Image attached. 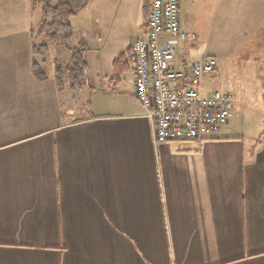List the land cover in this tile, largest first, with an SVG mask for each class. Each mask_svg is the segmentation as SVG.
Returning a JSON list of instances; mask_svg holds the SVG:
<instances>
[{
  "label": "crops",
  "instance_id": "1",
  "mask_svg": "<svg viewBox=\"0 0 264 264\" xmlns=\"http://www.w3.org/2000/svg\"><path fill=\"white\" fill-rule=\"evenodd\" d=\"M130 1L87 12L92 48L114 49L118 19L117 56L130 48L144 26ZM37 7L0 0V264H264V126L248 139L231 118L210 137L155 143L134 75L130 90L112 79L116 55L78 92L54 80L66 48L33 74Z\"/></svg>",
  "mask_w": 264,
  "mask_h": 264
},
{
  "label": "rangeland",
  "instance_id": "2",
  "mask_svg": "<svg viewBox=\"0 0 264 264\" xmlns=\"http://www.w3.org/2000/svg\"><path fill=\"white\" fill-rule=\"evenodd\" d=\"M105 1L107 4L102 6ZM125 1L103 0L101 3V0H92L82 13L80 12L84 22H88L84 25L86 28H79L75 24L79 20L75 18L80 13L70 19V25L73 27L72 44L77 41L85 44L86 59L91 65V72L86 75H92L94 72L97 76L100 75L97 73L98 58L110 65L114 55L122 52L129 35V30L118 19L116 26L110 29L112 33L110 32L111 40L108 46H113L114 49L109 50L111 52L107 54V51H101L97 47L92 48L90 45L93 38L90 36H95V25L87 12H93L101 6L106 7L103 11L113 7L114 10ZM179 1L181 28L196 36L194 41L187 42L185 56L194 60L211 55L217 59L216 71L208 76V87L231 93L234 111L230 124L247 135L248 139L257 137L264 126V66L260 67L259 73L262 82L257 83V62L261 60L264 65V0ZM129 3L132 15L142 23V0H131L128 5ZM37 9L41 16L40 7ZM121 77L122 86L126 85L127 90H130L133 78L132 60L129 69ZM86 110L87 106L81 105L74 113L80 116Z\"/></svg>",
  "mask_w": 264,
  "mask_h": 264
},
{
  "label": "built area",
  "instance_id": "3",
  "mask_svg": "<svg viewBox=\"0 0 264 264\" xmlns=\"http://www.w3.org/2000/svg\"><path fill=\"white\" fill-rule=\"evenodd\" d=\"M194 33L180 25L179 0H149L142 33L130 45L134 97L155 143L196 141L218 133L233 117V96L208 87L217 59L184 54Z\"/></svg>",
  "mask_w": 264,
  "mask_h": 264
},
{
  "label": "trees",
  "instance_id": "4",
  "mask_svg": "<svg viewBox=\"0 0 264 264\" xmlns=\"http://www.w3.org/2000/svg\"><path fill=\"white\" fill-rule=\"evenodd\" d=\"M31 5L40 7L41 20L38 26L31 31V69L39 78H45L41 68L52 48H66L69 58L66 63H56L54 80L59 90L69 89L78 92L82 89L85 75L88 70L85 44L79 42L76 47L70 48L73 38V29L70 19L76 17L92 0H29ZM149 11V0H143L141 13L145 21ZM130 49L120 54L112 63L113 80L120 82L121 76L129 69L131 63ZM264 138V131L262 133Z\"/></svg>",
  "mask_w": 264,
  "mask_h": 264
}]
</instances>
